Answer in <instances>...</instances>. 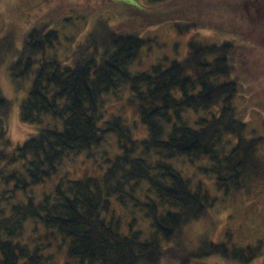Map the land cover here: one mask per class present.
I'll return each mask as SVG.
<instances>
[{
	"label": "trees",
	"instance_id": "trees-1",
	"mask_svg": "<svg viewBox=\"0 0 264 264\" xmlns=\"http://www.w3.org/2000/svg\"><path fill=\"white\" fill-rule=\"evenodd\" d=\"M180 1L138 2L134 18L117 25H110L109 19L92 20L93 29L64 58L48 57L59 41V27L50 25L60 24L62 11L42 13V20L28 30L10 64V78L16 91L26 77L33 78L19 116L37 131L14 147L5 123L12 104L0 94V185L11 187L0 191V264H207L201 258L211 256L238 264L231 252L251 264L260 256L258 246L238 251L230 242L209 239L185 256L182 249L164 247L180 241L198 221H207L216 203L206 188L193 185L173 165L174 160L207 159L212 181L224 195L232 190L249 193L264 175L256 157L264 142V121L262 134L248 138L246 117L252 104L233 103L246 77L249 37L243 35L252 32L262 40L264 0H236L233 5L242 20L251 11L256 16L245 29L249 33L235 32L242 43L192 39L183 60L164 67L165 59L135 72L133 65L150 41L143 30L178 16ZM91 2L72 4L79 10L70 11L86 20L79 11L96 5ZM121 89L129 91V102L147 128L142 141L133 139L122 115L103 118L107 95ZM253 105L262 109V102ZM212 110L208 118L190 124L189 111ZM108 135L117 137L123 153L109 161L105 174L63 179L39 200L31 195L24 203L16 201L21 191L59 173L69 157L89 156ZM231 137L238 142L232 144ZM130 182L148 183L145 190L151 196L144 204H133L132 210L141 207L148 228H136V220L124 225L121 216H115L113 201L123 203L130 195L124 186ZM29 224L32 233L25 236Z\"/></svg>",
	"mask_w": 264,
	"mask_h": 264
},
{
	"label": "rangeland",
	"instance_id": "rangeland-1",
	"mask_svg": "<svg viewBox=\"0 0 264 264\" xmlns=\"http://www.w3.org/2000/svg\"><path fill=\"white\" fill-rule=\"evenodd\" d=\"M146 1L92 0L91 3L96 5L79 11L80 15L82 13L86 16V21L81 18L83 15L79 17L71 12L79 10L76 7L78 5L70 6L75 3L82 4L84 0H0V94L12 104L5 123L14 147L37 130L34 125L22 123L19 116L21 100L26 97L33 78L26 77L22 81L21 89L16 91V86L10 78V64H13L17 59V50L23 47L28 30L42 20V13L54 10L62 11L59 19V22L61 20L60 24L50 25L55 29L59 27V41H54V47L48 50V57L64 58L75 44L81 43L87 31L90 28V31L93 29L92 20L94 23L99 18L102 21L109 19L110 25H117L128 18H134L133 14L136 11L135 8L138 7V2L144 4ZM218 3H223L227 7H218ZM235 3L236 0H181L177 6L178 12L180 11L178 16L143 30L142 36L150 41L133 65V70L135 72L147 70L158 61L165 59L168 61L164 67L171 61L183 60L188 54L189 42L192 39L200 40L204 37L209 42L235 39L236 42L242 43L235 32L246 31L247 25L251 24L252 19L256 20V16L251 11L248 16L245 15L244 20L240 19L239 15L233 11ZM104 4H106L105 7L101 8ZM262 24H264V14L262 15ZM181 29L183 32L180 31ZM250 34L243 35L246 38L249 37L246 41L248 51L244 59L246 77L242 80L243 86L239 87L240 94L233 103L239 106L252 104L246 117V136L252 139L254 136L262 134V122L264 121V30L260 34L262 40ZM129 95V91L125 89L110 92L102 109L103 118L108 121L113 116L122 115L130 127L133 139L142 141L147 138V128L140 121L134 106L130 104ZM261 102L262 109L253 105ZM213 111H189L187 116L190 124L193 125L195 120L201 117L208 118ZM0 119L3 121V118ZM231 138L232 144L238 142L235 137ZM117 143L116 136L108 135L106 141L94 148L89 156L82 153L69 157L64 161L59 173L45 183L31 186L24 192L21 191L19 195L17 194L16 201L24 203L27 201L26 198L31 195L39 200L43 195L52 193L54 187L63 179L76 180L82 176L93 177L105 174L109 168V161H113L123 153V149ZM135 153L138 154L139 151ZM256 157L264 166V142L258 147ZM151 161L153 162L154 159ZM173 165L190 179L193 185H202L206 188L216 198V203L211 209V217H208L207 221H198L189 228L180 241L164 243V247L182 249V251L184 250L183 256H185V254L195 251L203 239H209L217 244L230 242V245L236 246L235 249L238 251L245 247L258 246L260 256L251 264H264V175L253 183L249 193L243 194L232 190L229 194L224 195L217 191L215 182L212 181L213 175L207 159L178 158L173 161ZM125 169L127 170V167ZM147 185V182L138 184L130 182L129 185L124 186V191L130 195L126 199L123 198V203L112 200L115 216L119 214L124 225L136 220V228L143 227L142 225L148 228L149 222L141 207H136L137 209L132 211L133 204H144L151 196L145 190ZM4 188L11 187L0 185L1 192L4 191ZM107 217L108 219L112 217L110 212ZM31 226V224L26 226L25 236L32 233ZM123 233L127 234V232ZM230 257L238 264H248L238 261L239 259L233 256L232 252ZM201 259L205 260L207 264H228L230 261L231 264L233 263L229 258L225 259L221 256ZM201 259L194 260L200 262ZM188 264L196 263L189 260Z\"/></svg>",
	"mask_w": 264,
	"mask_h": 264
}]
</instances>
